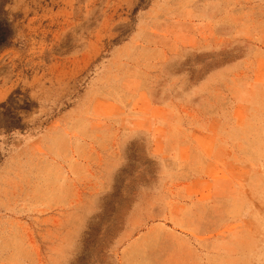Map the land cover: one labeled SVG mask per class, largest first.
Instances as JSON below:
<instances>
[{
	"label": "rangeland",
	"instance_id": "374dc122",
	"mask_svg": "<svg viewBox=\"0 0 264 264\" xmlns=\"http://www.w3.org/2000/svg\"><path fill=\"white\" fill-rule=\"evenodd\" d=\"M0 264H264V0H0Z\"/></svg>",
	"mask_w": 264,
	"mask_h": 264
}]
</instances>
